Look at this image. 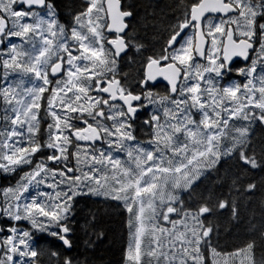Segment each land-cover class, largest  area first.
Here are the masks:
<instances>
[{
    "label": "snow or ice",
    "instance_id": "1",
    "mask_svg": "<svg viewBox=\"0 0 264 264\" xmlns=\"http://www.w3.org/2000/svg\"><path fill=\"white\" fill-rule=\"evenodd\" d=\"M60 7L0 0V174L19 177L0 187V264H93L36 242L46 234L70 251L77 206L91 198L127 212L125 264H264V225L259 245L216 250L211 218H235L237 203L200 190L228 161L230 193L264 171V136H252L264 130V0H174L151 47L130 24L133 4L80 0L65 5L67 23ZM130 52L135 75L121 71L137 62ZM97 226L90 212L85 235L100 239Z\"/></svg>",
    "mask_w": 264,
    "mask_h": 264
},
{
    "label": "trees",
    "instance_id": "2",
    "mask_svg": "<svg viewBox=\"0 0 264 264\" xmlns=\"http://www.w3.org/2000/svg\"><path fill=\"white\" fill-rule=\"evenodd\" d=\"M185 3H191L192 0H184ZM61 5L58 9L60 12V20L68 22L67 4H79L80 0H57ZM122 3H129L135 6L136 17L130 24L135 27L139 34V39L148 47L153 46L154 41L161 38V29L166 25L168 20L173 19L171 13L173 9L170 7L174 0H122ZM155 12L154 17L152 13ZM155 46H159L156 44ZM150 54V53H149ZM136 59V63L125 61L121 65L122 72H129L135 75L141 70L139 57L134 52L129 53ZM234 79H242L236 77ZM159 92L163 90L159 89ZM253 139L259 142L260 137L264 136V130L259 126L255 127L252 133ZM148 136L138 133V138ZM235 167L231 161L224 164L218 174H213L208 181L201 184L200 190L205 191L208 187H212L215 195L219 198L235 199L238 208V215L233 218L230 209L221 210L212 217L215 225L218 226V239L214 237L213 246L218 252H232L238 247H243L247 241L255 240L259 245V236L261 234V226L264 225V171L259 169L249 171L237 185L240 191H231V180ZM0 187L14 184L18 179V175L6 177L0 174ZM219 181V182H218ZM248 183H255L254 191H245L244 188ZM188 199L187 196L184 197ZM95 213L98 221L96 231H102L104 235L97 239L91 235L93 229L87 228L89 236L85 235L86 218L89 213ZM128 214L122 205L115 202L104 203L100 198L82 199L77 206L76 221L74 222V234L71 236L73 247L70 251H66L60 241L47 236L46 234H36V242L44 248L52 249L60 252L62 255H78L83 258L87 255L93 264H125L124 255L129 241V232L127 228ZM26 226V225H25ZM91 238L93 244L89 250L85 252V241ZM261 248H256V256L259 257ZM45 259H47L45 257ZM209 257V264H211Z\"/></svg>",
    "mask_w": 264,
    "mask_h": 264
},
{
    "label": "flooded vegetation",
    "instance_id": "3",
    "mask_svg": "<svg viewBox=\"0 0 264 264\" xmlns=\"http://www.w3.org/2000/svg\"><path fill=\"white\" fill-rule=\"evenodd\" d=\"M62 23H66L65 21H62V20H60ZM234 64H235V66H237V67H239V66H243V61L241 60V59H235L234 60ZM237 76H235V74H231L229 77H228V79H234V78H236ZM159 89H161V90H163V92L166 90V84H164V83H161V82H158V83H156V87H155V89H154V91H159ZM152 109H151V107L149 108V111H151ZM145 118V113H140L139 114V119L140 120H142V119H144ZM138 123H139V121H138ZM144 130H147V129H144Z\"/></svg>",
    "mask_w": 264,
    "mask_h": 264
},
{
    "label": "water",
    "instance_id": "4",
    "mask_svg": "<svg viewBox=\"0 0 264 264\" xmlns=\"http://www.w3.org/2000/svg\"><path fill=\"white\" fill-rule=\"evenodd\" d=\"M235 59H241L242 60V58H234V60ZM243 61V60H242ZM158 82H161V83H164V84H166V82L165 81H163V79L162 78H158V81H157V83ZM1 182H2V180H1V177H0V185H1ZM61 243V242H60Z\"/></svg>",
    "mask_w": 264,
    "mask_h": 264
},
{
    "label": "rangeland",
    "instance_id": "5",
    "mask_svg": "<svg viewBox=\"0 0 264 264\" xmlns=\"http://www.w3.org/2000/svg\"><path fill=\"white\" fill-rule=\"evenodd\" d=\"M148 130H143V132L144 133H146ZM145 135V134H144ZM138 139H140V140H147L148 138L147 137H145V138H138ZM123 158V157H122ZM260 254H261V252L259 253V257H260ZM259 257H257V258H259ZM211 261V260H210Z\"/></svg>",
    "mask_w": 264,
    "mask_h": 264
}]
</instances>
